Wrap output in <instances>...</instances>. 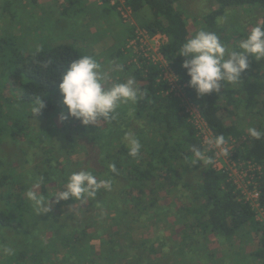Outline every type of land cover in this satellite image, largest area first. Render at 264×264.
Returning a JSON list of instances; mask_svg holds the SVG:
<instances>
[{"label": "trees", "instance_id": "1", "mask_svg": "<svg viewBox=\"0 0 264 264\" xmlns=\"http://www.w3.org/2000/svg\"><path fill=\"white\" fill-rule=\"evenodd\" d=\"M100 1L103 10L116 11L124 22L117 11V2L110 6L111 0ZM180 1L124 0V4L130 7L135 26L149 35L166 36L159 51L213 138L223 134L226 141L235 139L238 144L233 159L251 160L260 166L256 181L259 201L264 205V137L256 140L247 132V137L242 138L249 127L246 129L239 123L240 112L244 111L243 115L254 117V127L264 132V59L250 57L249 67L237 84H226L221 93L198 97L189 87L190 77L181 66L185 58L176 55L181 43L189 38L188 18L180 8ZM213 1L216 7L201 17L207 30L220 32L218 18L230 16L229 11L237 9L251 12L250 21L256 17L264 24V0ZM232 19L236 21V16ZM124 23L129 31L122 49L114 51L126 56L125 61L134 66L131 75L143 97L136 105H128L114 124L99 127L98 133L86 135L85 128L79 131L71 138L69 148H64L63 162L51 151L56 149L52 137L58 138L62 133L47 124L43 138L47 142L42 144L47 148L43 165L23 170H18L13 160L3 155L2 146L9 141L20 145L31 134L28 132L31 123L41 119L46 124L54 114H59L50 101L59 89L57 78L70 61L88 54L75 43L19 48L15 35L0 36V264H120L122 258L129 259L126 264H264V221L256 219L255 210L235 189L226 171L213 167L214 151L206 153L211 162L202 165L201 177L195 184L181 177L190 166L194 170L200 168L201 161L190 162L191 147L206 145L180 99L169 91L158 65L143 58L139 67L132 62L127 42L135 35V26ZM232 23L239 30L237 37L245 38L247 30L244 32V28ZM4 86L7 94L2 92ZM40 98L45 106L34 114L32 109ZM230 116L237 121L227 123ZM126 133L141 141V153L136 158L127 154ZM113 135L115 141L110 140ZM26 147L22 143L20 153L28 158ZM75 147L83 149L85 159H70ZM111 162L120 169V174L110 173L114 177L111 191L101 190L87 201L96 211L93 216L73 214L70 219L74 223L70 225L56 217L37 214L27 199L26 193L33 186L45 196L52 194L48 185L62 189L68 174L80 168L91 170L98 179H108L106 173ZM175 185L180 188L178 195L156 198L160 190L167 194L174 192ZM75 202L70 198L56 205ZM164 208L168 211L154 215L155 221L161 222L171 215L178 217L183 226L178 239L169 240L168 245L158 230L153 231L152 237L143 236L147 221L152 220L151 213L157 214ZM109 226L113 227V233L105 238ZM210 235L218 241L219 248L208 246ZM121 239L127 246L124 250L120 249ZM155 243L163 249L161 257H155ZM230 243L236 251L220 253V246L228 247ZM248 245L254 247L247 250Z\"/></svg>", "mask_w": 264, "mask_h": 264}, {"label": "rangeland", "instance_id": "2", "mask_svg": "<svg viewBox=\"0 0 264 264\" xmlns=\"http://www.w3.org/2000/svg\"><path fill=\"white\" fill-rule=\"evenodd\" d=\"M116 2L124 5V0H111L108 5L115 4ZM179 5L180 8L184 9L188 18L189 37L200 29H205L201 17L208 10L216 7L213 0H182L179 2ZM103 6L104 4H102L100 0H0V36L9 37L10 35H15V40L19 45V48L26 46L39 48L48 44L75 43L78 45L77 47H79V49L84 50L88 55L94 56L101 64L106 65L109 61L123 64L124 71L119 75L121 79H126L128 76H132L131 71L134 66L129 65L130 61H125L126 56L124 58V56L116 54L114 50H116V48H120V50L122 49L124 43L123 40L126 38L127 31H129L128 26L119 19L116 11L106 12L102 9ZM250 13L251 12L246 11L245 9H237L232 12L229 11L230 16L218 18V24L222 27V30L217 32V34L220 36L222 42L231 48L237 45L240 40L244 39L243 36L240 38L237 37L239 30L233 27L231 23L235 22L240 28H244V32L246 30L249 32L257 22H260L256 17H253L252 21H250V17H248ZM232 16H236L237 22L232 19ZM246 16L248 19H245ZM135 66L139 67V64H136ZM2 92L4 94L8 93L5 86L3 87ZM61 99L62 97L59 89L51 95L50 101H53L52 103L56 110L55 113L67 111L62 105ZM127 106H123L120 109V113L126 110ZM243 112L244 111L240 112L239 123H241L246 129L247 127H254V117L249 114V116H245L243 115ZM235 120L236 118L233 116L226 118L227 123L235 122ZM47 124H52L51 127L55 129L59 128V130L57 129L58 132L61 131L62 133L60 137H52L51 139L55 142L56 148L51 151L54 152V156L59 162L64 161V148H69L71 138L77 136L79 131L85 128L84 132L87 135L90 132L98 133L100 129L99 127L101 126H110L103 123H99L98 126H85L79 120L72 117L61 122L58 119V114H54L51 121H47L46 124L44 120L37 119L36 122L34 121L30 124L31 127L28 129V132L30 130L31 132L29 133L31 134L26 135L27 140H24L25 134L20 137L21 141L24 140L22 143L28 146L26 147V152L29 155L28 158H26V155L20 153L22 143H20V146L19 142L15 143L14 141H9L5 142L2 146L3 155L9 160H13L14 166L17 167L18 170H23L27 167L31 168L33 166L41 167V164L43 165L42 162L43 158L46 156L47 148L42 144L47 142L46 139L43 141ZM115 137L116 136L113 135L110 140H114ZM245 137H247V131L244 132L242 138ZM237 144L238 143H236L235 146H237ZM235 146L233 147V150ZM75 148L76 152L70 156V159H85L86 155L83 152V149L80 147ZM214 151L218 152L219 149H214ZM233 153L234 152H232V154ZM224 158L227 160V155H225ZM221 160L224 162L223 159ZM52 163L55 162L52 160ZM206 163L207 162L203 163L201 161L200 168L196 170L192 169V166H190L187 172L183 171L181 173V177L189 184H195L201 177V167ZM176 186L179 185H175L173 189L171 188L174 190L172 193L167 194L164 189L160 190L155 194L156 198H171L170 194L171 196L178 195L180 188H176ZM47 187L52 194L61 190L58 185H48ZM36 188L37 186H33V190L36 191ZM56 204L57 202H55L54 196L50 197V210L43 213V215L53 216V218L56 217L58 221L63 223L68 222L70 225L74 223L70 219L73 214L78 213L82 216H93L94 212L96 213L87 202H75L62 207H57ZM167 211L168 208H164L160 209L157 214L151 213L152 220H148L146 227L143 229V236L145 238L152 237L153 231L158 230L163 234L162 238L166 240V245L169 244V240L178 239L180 230L183 227L182 222L178 217L168 215L165 216L161 222L154 220V218H156L154 215H158L160 212L165 213ZM255 211L257 212V217L264 218V212H261L260 209H256ZM80 215L75 216L76 218H79ZM112 233L113 227L109 226L105 238H109ZM39 238H43V235H40ZM119 242L121 245L120 249H126L127 246L123 240L121 239ZM207 244L212 249L219 248L218 241H216L211 235L209 236ZM253 247V245H248L246 248L247 250H251ZM232 250L236 251V248L235 246H232V243H230L228 247L220 246V253L222 254L230 253ZM154 251L156 258L161 257L163 249L157 243H155ZM128 262L130 261L126 258L119 260L120 264H126Z\"/></svg>", "mask_w": 264, "mask_h": 264}, {"label": "clouds", "instance_id": "3", "mask_svg": "<svg viewBox=\"0 0 264 264\" xmlns=\"http://www.w3.org/2000/svg\"><path fill=\"white\" fill-rule=\"evenodd\" d=\"M177 54L185 58L181 66L190 77L189 87L194 89L198 97L221 93L226 84L235 85L241 80V74L249 67L250 57L264 59V24L257 22L245 38L231 48L222 42L216 32L202 28L181 43ZM123 71V64L114 61L101 64L92 55H81L70 61L57 78L60 81L58 88L61 103L67 109L58 114V119L63 122L72 117L85 126H98L99 123L111 125L118 121L120 109L136 105L144 95L135 77L121 79L119 74ZM169 79L177 77L170 76ZM44 106L40 98L32 109L33 113H38ZM247 132L256 140L264 137V132L255 127H249ZM124 139L127 141L128 156L138 157L142 149L140 139L131 133H126ZM205 143L207 146L203 148L195 145L191 147L190 162H211L206 153L214 149L229 155V149L224 147L226 139L223 134ZM108 169V179H98L91 170L85 168L73 170L61 190L45 196L30 189L26 193L27 199L37 214L50 210L49 201L53 196L55 202L70 198L80 203L87 202L94 199L101 190L111 191L114 177L110 173L119 175L120 169L113 162L108 165Z\"/></svg>", "mask_w": 264, "mask_h": 264}, {"label": "built area", "instance_id": "4", "mask_svg": "<svg viewBox=\"0 0 264 264\" xmlns=\"http://www.w3.org/2000/svg\"><path fill=\"white\" fill-rule=\"evenodd\" d=\"M116 8L124 22L135 26L129 6L121 3L118 4ZM134 33L135 35L127 42V48L132 50V62L139 64L140 66L142 61H144L143 59H145L146 62L150 61L154 65H158L162 78L168 82L169 91L174 93L180 99L184 112L190 116L191 121L197 128V133L201 137L202 143L206 145L205 142L213 138L211 131L199 115L196 106H194L184 95L177 79H169L170 76H176L171 71L159 51L160 46L167 39L166 36L161 34L149 35L145 29L137 26H135ZM235 141L236 140L233 138L226 141L224 147L229 149L227 160L224 158L225 154L220 150L218 152L213 150V167L217 170L226 171L228 179L235 185V189L240 192L242 198H244L245 201H248L254 210L260 209L261 212H264V205H261L259 201V190L256 181V173L260 171V166L255 162H251V160H233L232 152L233 147L236 145ZM221 159H223L224 162H222ZM255 214L257 215L256 211ZM256 215L255 217L257 220L264 221V218L257 217Z\"/></svg>", "mask_w": 264, "mask_h": 264}]
</instances>
